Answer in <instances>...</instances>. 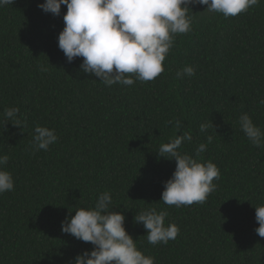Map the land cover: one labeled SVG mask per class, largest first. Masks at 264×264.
Returning a JSON list of instances; mask_svg holds the SVG:
<instances>
[{
	"label": "trees",
	"instance_id": "16d2710c",
	"mask_svg": "<svg viewBox=\"0 0 264 264\" xmlns=\"http://www.w3.org/2000/svg\"><path fill=\"white\" fill-rule=\"evenodd\" d=\"M44 2L0 7V155L9 156L0 167L14 179V190L0 194V264H74L94 246L63 233L62 222L78 208H93L106 191L155 264H264V237L255 231V207L264 205V147H254L239 124L247 113L264 131V0L227 18L190 6L191 31L175 36L164 71L131 86H106L83 72L82 57L69 63L58 47L67 7L54 16L38 7ZM185 66L195 75L177 78ZM12 107L20 109L22 130L5 124L4 110ZM175 120L182 123L177 135L192 134L179 151L220 170L203 204L161 201L176 162L158 150L175 138ZM206 122L213 127L201 133ZM37 125L58 136L46 151L32 148ZM200 143L207 151L197 157ZM153 207L180 229L167 245L149 244L134 220Z\"/></svg>",
	"mask_w": 264,
	"mask_h": 264
},
{
	"label": "clouds",
	"instance_id": "9594fccd",
	"mask_svg": "<svg viewBox=\"0 0 264 264\" xmlns=\"http://www.w3.org/2000/svg\"><path fill=\"white\" fill-rule=\"evenodd\" d=\"M15 0H0V7L12 5ZM260 0H45L39 4L44 12L59 16L61 6L66 5L63 16L64 28L58 35V47L67 61L82 57L80 65L85 73L99 78L106 86L115 84L133 85L137 80L152 81L163 71V62L174 45L177 34L191 31L192 5L207 6L203 12L220 13L225 18L246 12ZM41 71L48 69L43 65ZM195 68L185 66L176 72L177 78L195 75ZM134 76V78H133ZM264 104V99L260 100ZM18 107L5 108L3 118L23 129ZM172 123L176 128L175 138L159 147L160 156L174 159L175 170L164 182L161 201L168 206L203 204L210 193L216 190L214 180H219L220 170L211 161L200 162L192 155L179 151L185 141H192L190 131L177 135L180 120ZM242 132L256 148L264 147V131L244 113L239 117ZM213 124L202 123L200 132L206 133ZM213 137H207V143ZM55 129L37 125L34 128L32 148L48 150L56 143ZM207 151V144L200 143L196 156ZM9 160L7 154L0 155V166ZM14 190L11 172L0 167V194ZM109 192L99 195L93 208H78L74 216L66 217L61 230L94 247L74 258V264H155L154 257L146 256L137 248L133 237L124 227L125 216L111 208ZM111 209V210H110ZM167 211L147 208L136 214V223H142L149 244L167 245L177 238L180 229L175 223L166 224ZM255 229L264 237V205L255 207Z\"/></svg>",
	"mask_w": 264,
	"mask_h": 264
}]
</instances>
